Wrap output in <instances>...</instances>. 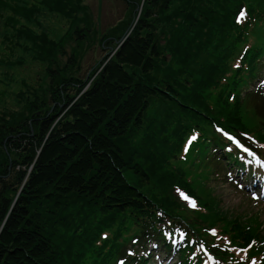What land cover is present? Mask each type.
Segmentation results:
<instances>
[{
    "label": "trees",
    "instance_id": "trees-1",
    "mask_svg": "<svg viewBox=\"0 0 264 264\" xmlns=\"http://www.w3.org/2000/svg\"><path fill=\"white\" fill-rule=\"evenodd\" d=\"M140 1V15L135 13L113 54L90 78L78 80L66 78L58 62L63 41L40 29L41 19L55 14L77 25L83 0H0L4 40L35 53L38 61L49 64L52 81L60 79L49 95L58 114L35 123L24 116L8 121L15 112L0 118V149L5 140L13 141L18 154L8 168L0 169V264H110L118 244L111 242L107 252L108 242L96 245L104 229L113 230L118 240L133 222L155 220L157 210L187 221L173 194L177 185L210 210L205 224H222L245 243L261 239V219L256 214L245 217L241 206L228 205L214 187L218 179H213L208 153L220 140L212 132L214 122L230 132L260 129L238 97L234 104L228 101L229 89L242 86L239 73L225 85L222 80L243 37L235 15L244 2L256 20L246 28L261 44H255L247 62L255 65L261 57L264 17L255 9L264 11V0H239L238 5H230L231 0ZM3 12L12 16L5 18ZM176 23L178 28L167 30ZM84 31L78 28V39ZM22 65L0 52V70L14 72ZM8 77L4 86L11 90L18 81L15 75ZM0 93L4 98L7 91ZM154 107L167 109L163 121L149 122ZM35 110L33 105L30 113ZM193 129L203 139L183 162L179 153ZM140 134L129 147V140Z\"/></svg>",
    "mask_w": 264,
    "mask_h": 264
},
{
    "label": "rangeland",
    "instance_id": "rangeland-1",
    "mask_svg": "<svg viewBox=\"0 0 264 264\" xmlns=\"http://www.w3.org/2000/svg\"><path fill=\"white\" fill-rule=\"evenodd\" d=\"M34 1L36 0H21V4ZM139 1L83 0L81 5L83 11L77 15L80 20L77 25L72 23L71 19L63 18L56 14L52 18L41 19L40 32L45 31L56 42L63 41L60 48L64 49L58 55V62L67 71L66 75H64L66 78L73 77L78 80H87L104 61V58L113 54V50L126 37L128 28L135 20V13L138 12V16L141 13L140 8H137ZM238 3L239 0L230 1V5H238ZM2 14L5 15V18L12 16L10 12H3ZM177 26L178 23L167 27V30L178 28ZM78 28H84L85 30L83 36L79 39L75 33ZM5 35L6 29L3 23L0 22V52L2 57L12 62L23 61V65L17 66L14 72L9 70V68L0 70V92L2 90L7 91L4 98L0 96V118L4 113L15 112L14 117H10L11 115L9 114L8 121H19L24 116L29 118L31 123H35L44 116L48 117L55 114L53 112L58 114V107L54 106L53 98L51 99L49 95L52 94V88L60 84V79L52 81V77L49 76L48 63L38 61L35 58V53L33 55L30 51L28 53L24 52L14 41L4 40ZM53 67L56 68V65ZM199 69L195 71V74H198ZM9 75L11 77L15 75L18 81L14 85L10 83L11 90L4 86L7 83L6 81H9ZM20 92L23 93L22 97H18ZM67 92L71 95L75 92V88L69 89ZM14 97L18 98L17 103ZM33 105L36 106V110L31 114ZM165 110L167 109L154 107V112L150 117L151 119L149 118V122L154 118L163 121L165 113H167ZM142 136L143 134H140L138 137L131 138L129 147H133V143L142 138ZM17 155L14 142L5 140L0 149V169L8 168L14 162L12 160L17 158ZM22 168L25 169V165H18L17 167V169ZM222 176V181H227L223 172ZM128 177L130 178V174ZM222 181L219 183L215 182L214 187L220 194L224 195L226 203L231 206H246L248 203V199L245 201L246 196H243L240 192H235L228 181L225 184ZM261 209L264 208L259 207V210Z\"/></svg>",
    "mask_w": 264,
    "mask_h": 264
},
{
    "label": "snow or ice",
    "instance_id": "snow-or-ice-1",
    "mask_svg": "<svg viewBox=\"0 0 264 264\" xmlns=\"http://www.w3.org/2000/svg\"><path fill=\"white\" fill-rule=\"evenodd\" d=\"M242 15H243V13H242ZM193 207H195V202H193ZM254 264H255V262H254Z\"/></svg>",
    "mask_w": 264,
    "mask_h": 264
}]
</instances>
